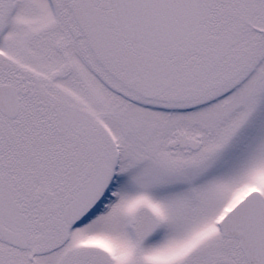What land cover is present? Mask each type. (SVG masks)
<instances>
[{
  "label": "snow or ice",
  "instance_id": "1",
  "mask_svg": "<svg viewBox=\"0 0 264 264\" xmlns=\"http://www.w3.org/2000/svg\"><path fill=\"white\" fill-rule=\"evenodd\" d=\"M0 264H264V0H0Z\"/></svg>",
  "mask_w": 264,
  "mask_h": 264
}]
</instances>
